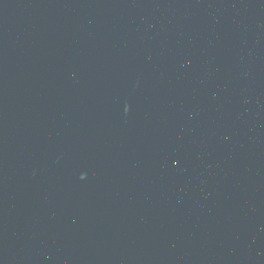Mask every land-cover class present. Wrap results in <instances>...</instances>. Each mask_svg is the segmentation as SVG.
<instances>
[{
    "label": "water",
    "instance_id": "obj_1",
    "mask_svg": "<svg viewBox=\"0 0 264 264\" xmlns=\"http://www.w3.org/2000/svg\"><path fill=\"white\" fill-rule=\"evenodd\" d=\"M0 264H264V0H0Z\"/></svg>",
    "mask_w": 264,
    "mask_h": 264
}]
</instances>
